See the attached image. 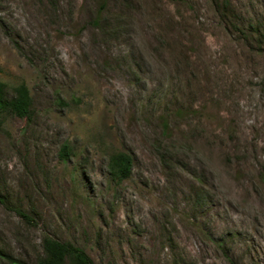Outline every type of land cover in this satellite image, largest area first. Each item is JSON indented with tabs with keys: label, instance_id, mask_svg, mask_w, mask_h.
<instances>
[{
	"label": "rangeland",
	"instance_id": "obj_1",
	"mask_svg": "<svg viewBox=\"0 0 264 264\" xmlns=\"http://www.w3.org/2000/svg\"><path fill=\"white\" fill-rule=\"evenodd\" d=\"M0 82L4 256L264 264V0H0Z\"/></svg>",
	"mask_w": 264,
	"mask_h": 264
},
{
	"label": "trees",
	"instance_id": "obj_2",
	"mask_svg": "<svg viewBox=\"0 0 264 264\" xmlns=\"http://www.w3.org/2000/svg\"><path fill=\"white\" fill-rule=\"evenodd\" d=\"M5 85L0 82V110L9 109L17 116L24 117L29 113L31 99L27 86L24 83L13 87V95L10 99L4 96ZM66 145L61 147V157L67 156ZM109 167L111 175L118 181L126 179L130 172V157L124 153H116L109 157ZM25 216V215H24ZM43 255L38 264H63L66 259L72 264H94L82 250H79L66 242L57 239L45 238L42 242ZM0 257L5 258L8 264H25L13 258H8L0 253Z\"/></svg>",
	"mask_w": 264,
	"mask_h": 264
}]
</instances>
